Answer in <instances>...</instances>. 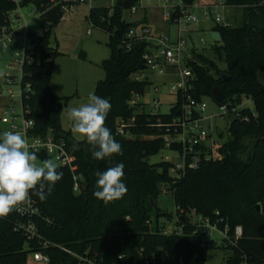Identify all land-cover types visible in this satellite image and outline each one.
Wrapping results in <instances>:
<instances>
[{
  "label": "trees",
  "instance_id": "obj_1",
  "mask_svg": "<svg viewBox=\"0 0 264 264\" xmlns=\"http://www.w3.org/2000/svg\"><path fill=\"white\" fill-rule=\"evenodd\" d=\"M139 2L117 0L115 6L93 7L89 14L92 26L109 35L111 55L100 64L106 77L98 82L95 95L111 103L105 127L122 145L123 155L93 159L92 145L85 138L79 141L70 131L62 129L61 116L68 97L56 94L51 87L55 59L61 53L52 46L50 32L39 36L29 33L32 41L26 52L35 61L23 64V82L30 83L31 88L23 93L22 105L31 110L29 117L35 121L32 134L43 137L49 131L62 134L75 157L77 173L81 174L80 188L75 191L71 169L59 167L63 177L47 199L41 202L33 195L42 212L34 221L44 240L78 253L88 252L105 263L142 264L164 252L172 264H208L217 244L195 236L187 218L179 223L184 224L181 234H165L160 227L159 219L166 215L159 204L161 186L167 183L175 207L195 208L210 217L218 210L232 229L237 225L244 227V236L237 246L224 240V246L231 251L227 264H241L243 255L264 264V0H225L227 6L243 9L244 21L239 26L214 27L221 34V41L211 49L216 56L194 53L191 62L194 74L188 90L197 99L210 96L215 100L213 90L219 88L224 102L233 104L250 97L256 115L242 109V115H248L249 120L232 119L229 137L218 148L222 157L204 163L199 170H189L181 178L170 175L169 163L149 162L151 156L165 148L154 124L159 118L170 121L178 113L180 103L171 114L140 112L129 104L134 94H145L150 84L148 80L126 76L127 70L133 73L141 70L146 48L144 42L131 51L122 45L128 30L137 25L124 19V11ZM49 3L50 0H0V36L2 28L10 24L13 11L29 4L46 9ZM62 13L60 7L47 12L52 21ZM133 117L135 123L128 129L132 137L118 134L120 121ZM120 162L125 165L123 182L127 193L105 204L93 195L97 190L95 173ZM258 204L260 211L256 209ZM20 218L14 209L7 217L0 218V264H27L29 255L38 250L49 256L48 264H80L68 252L54 246L43 248L38 241L28 240L16 231L14 224Z\"/></svg>",
  "mask_w": 264,
  "mask_h": 264
},
{
  "label": "built area",
  "instance_id": "obj_2",
  "mask_svg": "<svg viewBox=\"0 0 264 264\" xmlns=\"http://www.w3.org/2000/svg\"><path fill=\"white\" fill-rule=\"evenodd\" d=\"M19 2V0H14ZM91 0H50L49 6L46 9H42L36 6V11L45 13L52 8L60 7L65 12H70V9L81 3L89 4ZM224 6L223 3H209L193 0L191 4L186 3L185 0L175 6H173V16L177 22L181 25L183 23H196L204 19L213 18L218 25L233 26L231 23L225 21L223 13L220 8ZM93 8V7H91ZM19 9V8H18ZM132 12L137 11V7L134 6L130 9ZM15 11L10 14V24L4 26L1 30L0 36V52L9 48L10 44L14 41L13 35L19 34L22 36V29L25 28L26 36L28 37L30 31L28 24L24 26L18 24L19 16L15 15ZM189 29L181 30L180 38L177 43H172L170 40L163 37H152L150 28L140 23L130 28L126 33L122 45L127 51H131L140 42L146 43V48L142 54V65L146 66L145 70L156 71L160 74L165 72L166 68H176L180 77V82L173 84L170 87L169 93L175 94L179 97L176 106L180 103L178 113L172 117L170 121H163L159 118L158 122L154 126L161 133L165 142V148H168L174 152V156L166 157L164 162L169 163V173L173 178H181L186 175L189 170H199L202 165L210 160L218 159L222 157L218 148L223 144V141L216 140L214 138V131L208 129L205 122L214 117L221 116L223 118L230 117L231 121L234 117H242L243 120H249V116H243L242 109H248L253 115H256L255 108L252 109L244 105L245 101L252 100L250 97H244L241 102L233 104L230 102L222 101L220 106V113L216 115L206 116L208 111V105L204 101V97L197 99L188 93L191 88L190 79L193 77V67L191 62L194 60L193 50L187 51V41L185 40L184 32ZM19 55V53H17ZM24 62H34L35 58L26 52ZM144 70H141V72ZM134 80H147L145 76L138 75ZM7 81L9 84L14 83V78L9 73L7 74ZM21 83V105L22 96L25 90H30V83L24 84L23 73L20 80ZM158 88L156 87V91ZM10 97L14 99L13 90H9ZM144 94L136 93L130 99L129 104L132 107L137 108L140 112H146L144 104L142 103V97ZM181 98V99H180ZM154 108L159 109L161 106L160 99H154ZM175 106V107H176ZM174 107V108H175ZM30 109L24 108L22 105V112L20 114L15 112L14 107L11 110V117L5 118L4 122L7 123V131H18L24 136L29 143V150L35 151L38 157L37 161H44L46 159H53L59 167H69L73 173L74 190L78 191L80 188L79 180L81 174L77 173V166L75 164V157L68 149V140L59 133L49 131V133L43 137L39 135H33L32 130L35 126V121L29 117ZM171 111L169 114H171ZM161 114V113H154ZM135 123V117L124 120L122 119L118 125V134L128 135V129ZM231 124V122H230ZM229 124V126H230ZM0 129V134H2ZM219 137H223V132H218ZM221 140V139H220ZM172 194V192H171ZM15 212L21 217L14 224V229L18 232H22L28 240H36L43 245V248L54 246L60 248L69 254L75 256L80 264H112L105 263L95 257L78 253L68 247L52 243L44 240V237L40 233L35 218L41 217L42 212L38 205L37 200L32 195L30 204H22L17 208H14ZM176 227L173 229H167L163 231L165 234H181L184 229V224H179L182 219L187 218L189 225L193 228V234L203 241L213 240L215 232L221 233L228 244L237 246L238 241L244 236V227L237 225L234 229L231 228L226 218L220 211H215L214 217L205 216L199 213L195 208L182 209L176 207ZM34 260L49 262V256L43 251L38 250L32 253ZM122 255H119V259H122ZM148 258L142 262V264H172L169 262L167 255L162 252L156 258ZM241 264H259L254 261H250L246 255L242 256Z\"/></svg>",
  "mask_w": 264,
  "mask_h": 264
},
{
  "label": "rangeland",
  "instance_id": "obj_3",
  "mask_svg": "<svg viewBox=\"0 0 264 264\" xmlns=\"http://www.w3.org/2000/svg\"><path fill=\"white\" fill-rule=\"evenodd\" d=\"M199 1V0H196ZM210 2L214 0H200ZM222 1V0H215ZM117 0H91L89 4L81 3L74 5L70 12L63 11L62 16L56 21L51 20V15L36 11L34 4H29L16 10L15 15L19 16L18 24L24 26L28 24L29 31L36 36L50 32L51 43L61 54L55 59L51 87L53 91L68 97L67 106L61 116V126L66 132L81 141L84 138L78 137L71 131L72 122L67 117L69 108L78 107L87 103L89 93L95 94L97 84L105 79L106 73L100 66L103 60L111 55L108 46L109 35L102 29L93 27L89 18L91 7H113ZM181 0H140L137 4V11L130 9L124 11V19L130 23L142 22L150 28L152 37H167L170 42L177 43L181 30L185 31L187 41V51L194 50L193 53H201L215 58V53L211 50L213 45L219 43L211 35V28L218 25L213 18L204 19L196 23H183L176 21L173 16V6L179 4ZM225 21L233 26L243 23V9L241 7L229 6L220 8ZM46 14V15H45ZM14 41L9 48L0 52V129L7 131L8 125L5 118L11 117V110L22 112L21 105V77L23 71V61L25 49L31 46L32 37L26 36L25 28L22 29V36L13 35ZM19 53V55H17ZM224 65V64H223ZM14 78V83L9 84L7 74ZM138 75H143L150 82L145 94L142 97L145 111L147 113L169 114L176 106L179 97L170 94L169 90L173 84L180 82L178 70L176 68H166L160 74L156 71L144 70L134 72L131 75L135 79ZM156 87L158 90L156 91ZM12 89L14 99L10 97L9 90ZM159 98L161 106L154 108V99ZM204 101L208 105L206 116L219 114V104L210 96H205ZM244 105L252 109L255 108L253 100L245 101ZM231 122L230 117H214L205 122L206 127L214 131V138L219 141L228 139V129ZM218 132H223V137H219ZM128 137L132 135L128 134ZM151 136V135H150ZM221 139V140H220ZM174 152L168 148L162 149L156 155L149 158L152 164L160 163L166 157L174 156ZM42 161H37V163ZM167 184V183H166ZM165 183L161 186L160 206L166 215L159 219V225L163 231L176 227V207L172 198L169 185ZM154 224L156 220L154 219ZM216 244L211 252L208 264H227L231 255L229 248L225 247L224 236L215 232L212 238ZM27 264H48L45 261H36L30 254Z\"/></svg>",
  "mask_w": 264,
  "mask_h": 264
},
{
  "label": "clouds",
  "instance_id": "obj_4",
  "mask_svg": "<svg viewBox=\"0 0 264 264\" xmlns=\"http://www.w3.org/2000/svg\"><path fill=\"white\" fill-rule=\"evenodd\" d=\"M110 110L108 99L89 93L87 103L69 108L67 112L72 122V133L92 145V157L96 160H104L114 154L123 155L122 145L105 127ZM29 147L27 139L18 131L0 134V218L7 217L22 204H30L32 195L41 202L45 201L63 177L53 159L37 163V154ZM124 168V163L120 162L106 171H97L94 197L105 204L121 199L127 193L123 182Z\"/></svg>",
  "mask_w": 264,
  "mask_h": 264
},
{
  "label": "water",
  "instance_id": "obj_5",
  "mask_svg": "<svg viewBox=\"0 0 264 264\" xmlns=\"http://www.w3.org/2000/svg\"><path fill=\"white\" fill-rule=\"evenodd\" d=\"M137 24H140V22H137ZM211 35H212V37H213L214 40H216V41H218V42L221 41V34H220L219 31H213V32L211 33ZM140 69H141V70H145V69H146V66L142 65ZM132 74H133V71H132V70H127V71H126V76H127V77L131 76ZM213 96H214L215 100L218 101V102H222V101H224V94L222 93V91H221L219 88H215V89L213 90ZM152 203L155 205L154 200H152ZM256 209H257L258 211H260V210H261V205L258 204V205L256 206Z\"/></svg>",
  "mask_w": 264,
  "mask_h": 264
},
{
  "label": "crops",
  "instance_id": "obj_6",
  "mask_svg": "<svg viewBox=\"0 0 264 264\" xmlns=\"http://www.w3.org/2000/svg\"><path fill=\"white\" fill-rule=\"evenodd\" d=\"M216 2H218V3H223L224 4V6H223V8H227V7H229V6H227L226 4H225V0H222V1H210L209 3H216ZM141 23V22H140ZM215 27V26H214ZM214 27H212L211 28V33L213 32V31H215L214 30ZM98 28V27H97ZM100 29V28H99Z\"/></svg>",
  "mask_w": 264,
  "mask_h": 264
}]
</instances>
